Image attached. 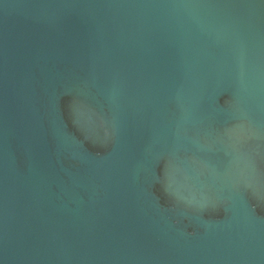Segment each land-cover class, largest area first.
Wrapping results in <instances>:
<instances>
[{
	"label": "water",
	"instance_id": "1",
	"mask_svg": "<svg viewBox=\"0 0 264 264\" xmlns=\"http://www.w3.org/2000/svg\"><path fill=\"white\" fill-rule=\"evenodd\" d=\"M0 264H264V0H0Z\"/></svg>",
	"mask_w": 264,
	"mask_h": 264
}]
</instances>
